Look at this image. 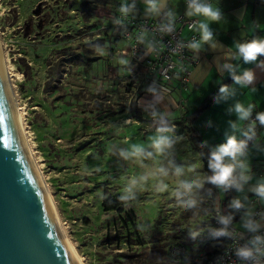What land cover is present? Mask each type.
<instances>
[{
	"label": "rangeland",
	"instance_id": "1",
	"mask_svg": "<svg viewBox=\"0 0 264 264\" xmlns=\"http://www.w3.org/2000/svg\"><path fill=\"white\" fill-rule=\"evenodd\" d=\"M81 1L0 0V44L9 64L11 83L22 108L23 121L35 158L68 236L85 264H113V257L105 260L97 257L104 250L101 239L109 219V214L101 208L106 191L121 195L128 178L139 177L157 167H166L167 176H161L159 180L149 177L140 182L134 189L131 205L139 218L140 230L149 241L147 249L152 254L159 248L169 250L170 246L179 243H186L191 249V232L197 231L200 234L209 225L213 215L208 209L206 216L197 214L187 218L193 209L200 212L206 202L211 203L209 197L201 193L206 183L203 161L186 128L176 124L177 121L182 122L180 112H174V116L170 117L157 109L153 111L151 108L133 106L136 98L133 93L136 89L131 94L125 92L124 84L129 80L125 75L128 71L123 70L130 64L131 58L115 53L110 59L111 78L101 82L100 77L98 81L101 83L97 86L91 85L95 84V78L88 76L84 79L88 86L87 94L97 91L106 93L104 108L99 114L92 107L70 109L56 99L58 94L49 95L44 91L48 65L59 58L58 51L72 46L81 53L84 46L93 40L83 32L89 23H85L80 10ZM97 21L99 26L109 23L104 18ZM69 35L71 39L67 38ZM106 55L104 52L103 59H107ZM20 58H24L32 67L35 88L34 84L25 81ZM121 59L128 60V63L121 64ZM100 73L103 74L100 70L95 74ZM55 77L58 80V75ZM62 82L67 87L76 85L70 74H65ZM160 98L157 96L155 100ZM89 99L85 101L90 105L95 102ZM131 112L139 113L143 120L131 117ZM37 114L44 118V124L36 121ZM70 116L75 119H69ZM162 126L169 129L163 135L172 140L162 155L143 157L142 165L134 158L125 160L119 155L121 150H129L132 144H140L146 151H153L150 147L151 139L159 134L157 129ZM251 160L252 157L249 158ZM191 163H196L197 167L190 168ZM177 165H182L184 171L177 174ZM86 168L91 174L86 172ZM182 177L200 178L204 182L202 187L194 189L189 196L188 193L174 191L177 179ZM242 183L240 181V189L235 188V199L246 204L248 190ZM161 184L166 186L157 191ZM189 198L195 199L197 203L189 207L184 202ZM231 205L225 209H230ZM253 212L254 208H251V213L243 215L234 226L239 230L246 229L244 224ZM85 217L89 221H84ZM199 246L200 243L196 242L193 247L198 250ZM151 256L156 262L161 261L158 256Z\"/></svg>",
	"mask_w": 264,
	"mask_h": 264
},
{
	"label": "crops",
	"instance_id": "2",
	"mask_svg": "<svg viewBox=\"0 0 264 264\" xmlns=\"http://www.w3.org/2000/svg\"><path fill=\"white\" fill-rule=\"evenodd\" d=\"M121 1L128 6L134 3V8L130 12L131 16L141 19L148 18L156 24L163 23L168 18L166 15L168 12H172L174 17L184 15L186 18H197L199 23L205 19L188 16L186 0H165V7L161 9L159 15L147 12L145 0ZM218 2L222 3L225 15L220 19L210 21L215 29L214 39L217 43L213 44L212 40L202 41L201 47L194 49L198 63L192 70L187 90L180 92L175 84L172 94L168 96L160 92L151 96L152 91L148 90V92L150 98L161 97L157 101V106L158 112L164 113V115L167 114V116L172 117L174 112H180V118H189L196 114V118L193 119L194 129L204 144L212 145V151L225 143L230 135H235L238 141H245L243 155L238 156V159L247 162L249 165L248 174L251 179L246 182L243 181L242 184L248 190V202L255 198V204L251 205L247 202L246 204L242 203L243 207L239 209L232 206L230 209L227 208L229 211L236 212L238 210L237 214L234 213L237 216L235 218V222H237L246 213L249 215L251 208L260 207L264 213V199L252 191L258 183L264 182V126H260L251 137H246L242 131L233 130L230 126V122L237 120L235 112L231 109L238 102L245 105L254 104L252 115H255L257 111H264V56H258L257 60L245 62L235 47L237 43L252 38H264V0H218ZM109 24H112V20ZM196 32L201 38L202 33L199 31V24ZM189 36V31L183 32V38L187 39ZM117 47L124 49L123 41H119ZM225 65H231V70ZM245 71L253 72V80L244 84L237 82L235 77L242 76ZM221 87H226L228 92H220ZM182 97L186 100V104L184 108H179L178 103ZM174 126L176 127V125ZM250 157H252L251 161H249ZM230 160L229 157L225 158L226 162ZM240 171L237 167L233 173L237 177L238 183H240ZM204 175L207 177L205 171ZM232 187L234 189L233 199L235 200L237 189L235 186ZM207 196L214 204L212 213L214 209L219 208L218 203L216 205L215 203L219 201L221 203L224 198L226 199V193L221 186L217 198L213 199V196ZM233 199L228 202V206L231 205ZM206 204L209 205L207 202ZM219 245L222 247L223 242L219 241Z\"/></svg>",
	"mask_w": 264,
	"mask_h": 264
},
{
	"label": "trees",
	"instance_id": "3",
	"mask_svg": "<svg viewBox=\"0 0 264 264\" xmlns=\"http://www.w3.org/2000/svg\"><path fill=\"white\" fill-rule=\"evenodd\" d=\"M124 3L121 0H82L80 4V10L83 13V18L85 23L88 24L84 27L86 35H89L93 40L84 46V50L80 53L73 48L72 46H67L58 51L59 58L56 62H50L48 65L47 76L48 79L45 82L44 91L46 94L55 95L58 101H62L63 104L68 106V108H76L79 110L86 108H94L97 110L96 113H100L104 108V102L106 93L103 91H97L92 94H87L88 86L86 85L85 78L91 76L95 78V84L91 83L92 86H97L98 83H101L106 78H111L112 67L110 59L113 58L115 53L121 54L117 49V44L121 40L118 34H113L110 27V20H112V14L114 13L115 7L118 3ZM104 18L107 25H103L105 28L101 29L102 26H99L97 19ZM93 21L92 23L90 21ZM82 33V32H81ZM72 36H67L71 39ZM96 48L104 49V52L107 53V59H103L104 56L96 54ZM117 50V52H115ZM122 55V54H121ZM19 63L24 67L21 71L25 76V81L28 83L34 84L36 87V81L33 76L32 67L29 63L26 62L24 58L19 59ZM102 73L95 74L96 72ZM123 70H127L128 73L125 74L128 77L129 82L124 84L125 92L128 94L133 93V89H136L133 94L140 97L143 94L148 92V82L151 76L147 74L144 66L137 64L131 59L130 64L126 65ZM109 72V73H108ZM70 74L74 81L76 82L75 86L67 87L62 84V79L64 75ZM56 75H58V80H56ZM101 77V82L98 79ZM95 100L93 104H89L85 100ZM131 117L137 118L138 121H142V116L137 112H131ZM196 114L191 116L186 120L181 118L182 122L176 124L182 125L186 128L187 133L189 134L191 140L195 145V149L199 152L204 163V171L207 176L213 174L212 169L208 167V161L211 155V146H207L203 143L200 136L197 135L196 130L193 127V119L196 118ZM75 119L70 116L69 119ZM35 119L38 123L44 124L45 120L40 115H35ZM253 136V135H252ZM251 137V136H246ZM218 185L212 184L210 181H206V184L201 188V193L206 195L213 196V199L217 198L219 193ZM222 187V186H221ZM226 193V199L219 201L218 204L220 210L225 212L228 215H234L238 213V210L229 211L225 209L228 206L230 199L234 198V189L232 186H229L227 189H224ZM119 194L108 193L106 191V197L101 202V208L106 213L109 214V219L106 221V231L104 236L101 239L103 245V251L100 254H97L99 260H105L108 257H113V264H161L153 260L151 255H154L156 258H163L165 264H173V254L176 252L183 251L186 252V255L198 254L200 251L205 250L206 257H204L198 264H207V261L213 259L218 253L219 241H222L220 235H215L216 232L213 228V215L209 222L207 229L202 230V232L195 238V240L190 237V243L192 242L191 249L188 248L187 244L179 243L173 246H170L169 250L166 248H159L155 250L152 254L147 249L149 241L145 236H143L140 227H139V218L131 205V200L127 201L128 207L124 206V202H121L119 199ZM217 202L215 203V205ZM208 207V208H207ZM203 210L200 212L192 210L187 216V218H193L197 214L200 216L206 215V211L210 208H214V204L206 203L203 205ZM207 208V209H205ZM214 211V210H213ZM213 214V213H212ZM235 216V215H234ZM237 216H235L236 218ZM84 221H89V218L85 217ZM212 236L215 238L216 245L212 243H207V238ZM196 242L200 243L199 249L193 247ZM140 248L141 250H137ZM151 259V260H150Z\"/></svg>",
	"mask_w": 264,
	"mask_h": 264
},
{
	"label": "built area",
	"instance_id": "4",
	"mask_svg": "<svg viewBox=\"0 0 264 264\" xmlns=\"http://www.w3.org/2000/svg\"><path fill=\"white\" fill-rule=\"evenodd\" d=\"M188 4V0H186ZM128 6L126 3H118L112 14V25L110 27L113 34H118L120 41H123L126 46L120 50V53L129 56L137 64L145 67L148 76L151 78L148 82V90L153 89L151 96L156 92L163 95H171L173 86L176 84L180 92L187 90L188 83L192 70L198 63V58L194 53V49L188 45L193 41H199L200 36L196 32L199 24L197 18H186L184 15L175 17L172 21L171 31H160L163 25L169 23L168 18L161 24L153 23L148 18H137L131 16H122L120 7ZM121 20L122 23H115L116 20ZM105 27L102 26L101 29ZM189 31L190 36L183 38V32ZM151 45V50L149 49ZM127 48V49H126ZM149 92L136 98L133 101V106L138 108H151L159 110L155 98L149 97ZM186 100L182 97L178 103L179 108H184ZM255 121L253 129L250 130V135H254L260 126H264L256 116L250 118ZM264 174V171H263ZM251 205L255 204V198L251 200ZM231 216L232 220L228 224H224L220 217ZM257 223L260 227L255 232L249 231L247 228L239 230L234 226L236 221L235 216L228 215L220 209L213 211V228L217 232L224 230L222 237L223 246L218 247V253L213 259L207 261V264H264V256L255 253L253 257L243 258L237 255V250L241 247L253 248L260 247L264 249V213L260 207L254 209L253 214L248 218ZM256 236L262 238L260 244H254ZM207 243L216 245L215 238L209 236ZM173 264H198L206 257L205 250L198 254L186 255V252H176L173 255Z\"/></svg>",
	"mask_w": 264,
	"mask_h": 264
},
{
	"label": "clouds",
	"instance_id": "5",
	"mask_svg": "<svg viewBox=\"0 0 264 264\" xmlns=\"http://www.w3.org/2000/svg\"><path fill=\"white\" fill-rule=\"evenodd\" d=\"M147 5V12L153 13L156 15L160 14L161 9L165 7V0H145ZM134 8V3L131 6L122 5L119 9L122 16L127 17L130 12H132ZM187 15L190 17H203L205 18L203 21L199 23V31L202 33L200 41H193L188 46L193 49H198L201 47V42L206 40H212V43L215 44L217 41L214 39L215 29L212 27L210 21L212 19H220L225 15L224 8L222 3L218 2V0H188L187 4ZM169 23L167 25H163L160 28V31H171L172 30V21L175 18L172 12L166 13ZM115 23H122L121 20H116ZM238 54L243 58L245 62L257 60L258 56H264V38H252L250 40L237 43L235 45ZM149 49L151 50V45H149ZM96 53L98 55L104 54V49L96 48ZM121 64H127L128 60L121 59ZM225 67L231 70V65H225ZM253 72L245 71L242 76H236L235 80L239 83H247L253 80ZM149 91H154L153 89H149ZM220 92L227 93L228 89L226 87H221ZM255 105L252 103H248L247 105L243 103H236L231 111L235 112L237 116L236 121L230 122V126L233 130H240L244 135H250V130L253 129L255 121L251 120L253 114V109ZM155 115V113H153ZM256 120H258L261 124H264V111H257L255 113ZM169 129L167 127H160L157 129L159 133L156 137L151 139L150 147L153 151H146L143 145L140 144H132L129 150H121L119 155L123 157L125 160L135 159L137 163H141V158L149 157L155 158L157 156L162 155L165 150L171 145L172 140L163 135V133L168 132ZM245 145V141H238L235 135L228 136L225 143L219 145L214 151L211 152L210 159L208 161V167L212 169L213 174L207 176L206 179L211 183L222 186L224 189H227L229 186H235L237 189H240L242 185L238 183L237 177L234 176V170L239 167L241 170L239 173V181H248L251 179V176L248 174L249 165L245 161H241L238 159V156L243 155V148ZM111 151V150H110ZM231 158L230 161L226 162L225 158ZM190 168H196V163H191L189 165ZM99 169H97L98 171ZM176 173L179 174L184 171V167L182 165H177L175 169ZM88 174H91L90 171L87 170ZM168 169L166 167H157L154 170L148 171L145 174L139 177H130L128 178L126 184L124 185L122 194L119 195L118 199L121 202H124V206L128 207L127 201L134 198V189L138 187L141 181L149 179V177H155L157 180L161 176H167ZM203 179L196 178L193 179L191 177H182L177 179L176 187L174 189L177 193H188L191 196L194 192V189H199L203 185ZM166 185L161 184L160 187L157 188V191L161 190L162 187ZM261 199H264V182L258 183L253 189ZM103 199L104 196L101 195ZM189 207L195 205L197 201L195 199L189 198L184 201ZM232 207L241 208L243 207L242 202L239 199H235L232 201ZM221 221L224 224H228L231 222L232 217H220ZM261 225L251 219H248L244 227L249 231L255 232L257 228ZM215 235L224 234V230L221 229L214 233ZM199 235V232L192 231L191 236L195 240V238ZM262 242V238L260 236H256L253 243L260 244ZM255 253H259L261 256H264V249L260 247L247 248L241 247L237 250V255L243 258L253 257ZM161 264H165L163 258H161Z\"/></svg>",
	"mask_w": 264,
	"mask_h": 264
},
{
	"label": "water",
	"instance_id": "6",
	"mask_svg": "<svg viewBox=\"0 0 264 264\" xmlns=\"http://www.w3.org/2000/svg\"><path fill=\"white\" fill-rule=\"evenodd\" d=\"M0 264H78L20 138L1 55Z\"/></svg>",
	"mask_w": 264,
	"mask_h": 264
},
{
	"label": "bare ground",
	"instance_id": "7",
	"mask_svg": "<svg viewBox=\"0 0 264 264\" xmlns=\"http://www.w3.org/2000/svg\"><path fill=\"white\" fill-rule=\"evenodd\" d=\"M0 55H1L3 69H4V72H5V75H6L10 90H11L13 101H14L16 121H17V126H18V130H19L20 138H21L22 142L24 143L25 147L27 148V150L30 154L31 160L33 162V165L35 167V170L37 172L39 180L42 184L44 192L47 196L49 205L51 207L54 218H55V220L59 226L60 232L62 233L63 237L65 238V240H66L69 248L71 249V251H72L76 261L78 262V264H85L83 257L78 253L75 245L73 244V242L71 241V239L68 236L67 230L65 228V224L61 220L60 214L58 212L57 206H56L55 201H54L52 194L50 192L49 186L45 181L46 179L43 177V175L41 173V169H40V166L38 164L39 162H37V160L35 158L33 148L31 146L30 140L28 139V136H27L28 132H27L26 126H25L24 121H23V117H22V113H21L22 108L19 106V104L17 102L16 94H15V91H14L12 83H11L12 75H11V72L9 69V64H8L6 57H5V53H4L3 48H2V44H0Z\"/></svg>",
	"mask_w": 264,
	"mask_h": 264
}]
</instances>
